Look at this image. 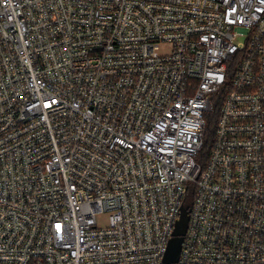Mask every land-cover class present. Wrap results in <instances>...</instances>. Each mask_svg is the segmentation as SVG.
Returning a JSON list of instances; mask_svg holds the SVG:
<instances>
[{
	"label": "built area",
	"instance_id": "2783aa9c",
	"mask_svg": "<svg viewBox=\"0 0 264 264\" xmlns=\"http://www.w3.org/2000/svg\"><path fill=\"white\" fill-rule=\"evenodd\" d=\"M0 264H264V0H0Z\"/></svg>",
	"mask_w": 264,
	"mask_h": 264
},
{
	"label": "water",
	"instance_id": "95a60500",
	"mask_svg": "<svg viewBox=\"0 0 264 264\" xmlns=\"http://www.w3.org/2000/svg\"><path fill=\"white\" fill-rule=\"evenodd\" d=\"M189 220L188 210L183 208L180 219L177 222L176 229L174 231V237L171 239L168 252L165 260L167 262H175L179 259L183 236L186 233Z\"/></svg>",
	"mask_w": 264,
	"mask_h": 264
},
{
	"label": "trees",
	"instance_id": "16d2710c",
	"mask_svg": "<svg viewBox=\"0 0 264 264\" xmlns=\"http://www.w3.org/2000/svg\"><path fill=\"white\" fill-rule=\"evenodd\" d=\"M219 110H220V103L216 104L214 110L208 115V122H207L205 135H204V150L207 152L210 150V147L214 139V132L216 128V122H217ZM186 205H187L186 207L189 209L191 205L190 199L189 201H187Z\"/></svg>",
	"mask_w": 264,
	"mask_h": 264
},
{
	"label": "rangeland",
	"instance_id": "374dc122",
	"mask_svg": "<svg viewBox=\"0 0 264 264\" xmlns=\"http://www.w3.org/2000/svg\"><path fill=\"white\" fill-rule=\"evenodd\" d=\"M207 150V149H206ZM207 152V151H206ZM102 224H107L109 222V214L103 215V217L100 219Z\"/></svg>",
	"mask_w": 264,
	"mask_h": 264
}]
</instances>
